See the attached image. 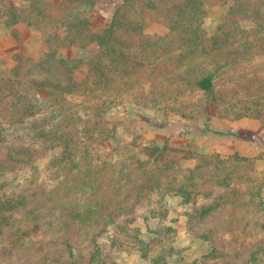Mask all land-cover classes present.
I'll return each instance as SVG.
<instances>
[{
  "label": "trees",
  "instance_id": "trees-1",
  "mask_svg": "<svg viewBox=\"0 0 264 264\" xmlns=\"http://www.w3.org/2000/svg\"><path fill=\"white\" fill-rule=\"evenodd\" d=\"M64 1L78 6L94 3ZM217 1L231 6L209 35L206 8ZM217 1L123 0L110 25L91 33L89 39L73 37L91 28L88 18L78 20L58 11L66 3L44 2L56 11L41 16V22L64 27L70 40L67 46L84 48L93 42L98 50L86 61H75L51 49L38 62L31 61L21 78L16 79V71L12 79L0 83V133L18 124L29 128L24 137L29 139L27 145H9L0 164L13 161V156L17 161H32L42 152L51 156L50 166L58 173L51 184L56 199L62 194L76 196L60 216L65 224L62 245L50 247L53 254L38 257L36 264H107L100 242L108 241L103 233L109 226L120 227L121 233L134 232L130 225L139 208L144 207V220L157 216L163 220L168 195L178 194L189 204L195 191L202 192L206 204L197 209V218L189 215L188 225L191 234L210 243V252L202 257L204 264L209 260L264 264V201L262 186H255V192L249 188L248 174H256L251 159L237 154L176 157L166 147L145 142L139 131L117 138L119 122L105 119L128 98L136 108L153 110L165 120H194L208 108L221 118L264 116V0ZM147 18L164 25L167 32L145 34ZM12 21L22 23L23 18L14 15ZM56 35L53 29L58 41ZM52 72L54 78L44 76ZM32 89L35 94H30ZM41 90L46 93L42 99ZM204 131L232 135L208 126ZM192 158L197 160L195 167L180 165ZM249 206L257 215L251 225L242 220ZM91 215L96 217L95 225L86 237ZM200 219L207 224L199 233L194 220ZM109 242L114 247L120 244L115 238ZM150 251L148 247L144 256Z\"/></svg>",
  "mask_w": 264,
  "mask_h": 264
},
{
  "label": "rangeland",
  "instance_id": "rangeland-1",
  "mask_svg": "<svg viewBox=\"0 0 264 264\" xmlns=\"http://www.w3.org/2000/svg\"><path fill=\"white\" fill-rule=\"evenodd\" d=\"M31 1L33 0H0V83L12 79L16 71L19 72L16 79L21 78L31 61L38 62L51 49L56 50L61 57L75 61H86L98 50L97 44L93 42L84 48L67 46V41L70 40L66 39L68 35L64 27L41 22V16L56 11L52 10V5L60 6L66 1L37 0L35 6L31 5ZM122 3L123 0H94L90 6L66 3L67 5L61 6L58 11L64 12L65 15L71 14L78 20L88 18L91 28L86 27L85 31L74 33L73 37L89 39L91 33L103 31L110 25L115 11ZM230 6L231 2L225 4L218 1L211 7L207 5L205 30L209 35L221 24ZM14 15L22 17L23 22L15 24L12 21ZM26 21L32 23L33 27ZM244 23L243 25L248 27ZM53 29L57 31L58 41L53 36ZM80 32L82 34H79ZM144 32L149 36H162L167 29L161 23L147 18ZM47 41H50L51 45ZM85 42L87 40H83V43ZM44 68L50 71L48 67ZM79 73L83 74L82 71ZM46 75L54 78L53 72L44 76ZM262 87L264 88V84ZM35 93L36 90L30 91V94ZM38 95L42 99L46 93L41 90ZM132 102L133 100L128 98L105 115L109 123L119 122L117 138L123 139L125 133L134 130L141 133L145 142H153L176 152V157L220 155L226 158L237 154L249 158L253 161L256 171V174H248L249 188L255 192V186H262L261 196L264 201V116L221 118L215 109L208 108L205 114L194 120L180 117L165 120L160 113L138 109ZM206 126L212 131L232 135L205 132ZM28 130L26 125L18 124L6 127L0 133V159H4L9 145H27L29 139L24 137ZM106 146L108 150L110 144ZM36 154L39 155L32 161H17L13 156V161L0 164V264H36L38 257L53 254L50 247L57 244L58 247L61 246L65 239V224L60 221V216L68 206L73 205L72 200L76 196L66 198L62 194L60 200L56 199L51 184L58 173H54L50 166L51 156H44L42 152ZM41 156L43 157L40 158ZM180 165L193 168L197 165V160L188 159ZM201 193L195 191L194 199L189 204L178 194L168 195L163 209L166 210V218L163 220L158 216L144 220V207L139 208L136 220L130 225L135 229L134 232L121 233L120 227L109 226L108 232L103 233L108 241L100 242L104 252L102 258L108 255L107 264H204L202 257L210 252V243L191 234L188 225L189 215L197 218V209L206 204ZM256 219L254 208L249 206L242 218L243 222L251 225ZM95 220V216L89 217V227L82 233L86 234V237H89L87 231L93 227ZM194 223L200 233L204 230L207 220H194ZM166 229L172 231L165 234L163 231ZM114 238L120 243L115 247L109 242ZM148 247L151 248L150 255L145 257L144 251ZM207 264L214 263L209 260Z\"/></svg>",
  "mask_w": 264,
  "mask_h": 264
}]
</instances>
